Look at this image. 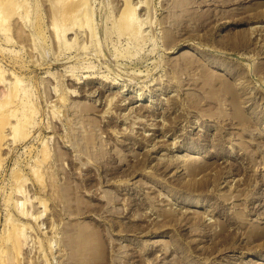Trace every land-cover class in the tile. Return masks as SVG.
Listing matches in <instances>:
<instances>
[{
	"label": "rangeland",
	"instance_id": "rangeland-1",
	"mask_svg": "<svg viewBox=\"0 0 264 264\" xmlns=\"http://www.w3.org/2000/svg\"><path fill=\"white\" fill-rule=\"evenodd\" d=\"M77 1L0 0V264H264V0Z\"/></svg>",
	"mask_w": 264,
	"mask_h": 264
},
{
	"label": "bare ground",
	"instance_id": "bare-ground-1",
	"mask_svg": "<svg viewBox=\"0 0 264 264\" xmlns=\"http://www.w3.org/2000/svg\"><path fill=\"white\" fill-rule=\"evenodd\" d=\"M72 2V0H70ZM2 2V1H1ZM6 2L8 3V0H6ZM3 3V2H2ZM6 3V4H7ZM137 5V4H136ZM136 5L135 3H133V5H127V11L122 13L119 17L121 18V20L123 21V26H124V30H129L128 34L130 37L134 38L136 35H138V31H139V27L135 26V24L137 23V21L139 20V18H136L134 16V13L136 12ZM4 8V6H3ZM1 10V8H0ZM86 11L87 12V18H86V23H88V28L90 30V33L92 34V28H91V25H90V19L88 17V6H87V0H79L77 2H74V3H70L69 6L65 7L63 10H62V13L61 15L64 16V17H67V16H73L75 17L79 12L81 11ZM5 11V10H4ZM6 12V11H5ZM4 14V13H3ZM0 13V22H3V20H6V18H8L9 15H3ZM75 20V19H73ZM79 21V20H78ZM53 26L55 27L56 30H59L60 29V32L57 33V36L58 37H61L63 36L65 33H68V29L69 27H66V26H59L57 23H53ZM70 33V32H69ZM65 36V35H64ZM93 36V34H92ZM91 37V36H90ZM57 39V38H56ZM61 40V39H60ZM63 40V39H62ZM68 40H70V38H68ZM64 41V40H63ZM69 42V41H68ZM65 43V42H64ZM66 45V43L64 44ZM68 45V44H67ZM5 78V77H4ZM2 81V80H1ZM8 82V81H7ZM2 83V82H0ZM3 84V83H2ZM1 85V84H0ZM14 86V85H12ZM15 88V86H14ZM17 89V88H15ZM9 90V89H8ZM12 92V91H10ZM140 98V97H139ZM2 107V106H0ZM11 116V119H14V113L13 112H9L7 113L6 115L3 114V117H10ZM9 119V118H8ZM11 121V120H10ZM18 121V119L16 118V122ZM11 123V122H10ZM9 123V124H10ZM13 123V122H12ZM15 123V122H14ZM17 127V123L15 124H11V128L12 130H15V128ZM8 128V127H7ZM1 146V145H0Z\"/></svg>",
	"mask_w": 264,
	"mask_h": 264
}]
</instances>
